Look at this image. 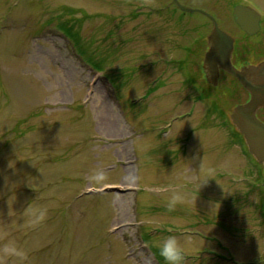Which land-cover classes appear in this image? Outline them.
I'll return each mask as SVG.
<instances>
[{
    "label": "rangeland",
    "instance_id": "rangeland-1",
    "mask_svg": "<svg viewBox=\"0 0 264 264\" xmlns=\"http://www.w3.org/2000/svg\"><path fill=\"white\" fill-rule=\"evenodd\" d=\"M177 2L0 0V264H264L260 164L175 61L264 0Z\"/></svg>",
    "mask_w": 264,
    "mask_h": 264
},
{
    "label": "flooded vegetation",
    "instance_id": "flooded-vegetation-1",
    "mask_svg": "<svg viewBox=\"0 0 264 264\" xmlns=\"http://www.w3.org/2000/svg\"><path fill=\"white\" fill-rule=\"evenodd\" d=\"M170 4L171 3H169L168 9L171 8ZM237 5L250 6L245 2H238L233 6L232 21L236 26V33L221 27L218 22L217 24L221 30L225 31L233 38L230 62L236 69L242 70L252 65L264 63V17L258 11L261 15L260 27L257 32L248 33L236 22V17L233 12ZM207 17V19H209V16ZM207 28L208 31L204 37L198 38L194 40L193 43H189L182 47L184 54L175 61L178 64L183 61L188 64L185 71L186 73L180 72L185 80L183 85L188 88L191 87L197 92V95L194 96L192 106L196 105L198 102H202V104L208 106V109L217 111L220 115H226L228 123H230L234 129V134L236 133L235 135L237 138L240 135L238 136V132L230 120V114L235 106L245 103L250 99V93L237 77L224 69L221 64L222 60L217 57V55L223 54L226 49L225 47L218 46L219 43H221L220 39H209L213 31V21L210 19ZM211 52L214 58L207 57ZM162 72L166 73L165 68L160 74ZM169 72L171 73V71ZM261 112H264V108L259 110L258 115ZM240 137L243 138L242 135ZM250 169H252V167H250ZM250 171L251 170L247 171V173ZM258 171L259 176L257 179L261 180V183H264V171L261 170V166ZM252 174L253 171L249 175ZM245 179L248 181V176Z\"/></svg>",
    "mask_w": 264,
    "mask_h": 264
},
{
    "label": "water",
    "instance_id": "water-1",
    "mask_svg": "<svg viewBox=\"0 0 264 264\" xmlns=\"http://www.w3.org/2000/svg\"><path fill=\"white\" fill-rule=\"evenodd\" d=\"M174 2L185 11L195 10L180 5L177 0ZM233 14L242 29L248 33L258 31L261 17L258 11L250 6L237 5ZM212 20L213 31L209 39H220L221 43L218 46L226 49L223 54L217 55V57L222 60L221 64L224 69L237 77L250 93V99L247 102L238 104L233 108L230 120L237 131L242 134L248 151L264 168V121L257 115L258 111L264 108V63L252 65L242 70L236 69L230 62L233 38L221 30L213 18ZM207 57L214 58L213 53H209Z\"/></svg>",
    "mask_w": 264,
    "mask_h": 264
},
{
    "label": "clouds",
    "instance_id": "clouds-1",
    "mask_svg": "<svg viewBox=\"0 0 264 264\" xmlns=\"http://www.w3.org/2000/svg\"><path fill=\"white\" fill-rule=\"evenodd\" d=\"M102 178L103 174L98 173L96 179ZM2 251L5 256H23V252L14 244L6 245ZM159 254L164 257L169 264H179L181 251L178 240L174 236L168 237L160 246Z\"/></svg>",
    "mask_w": 264,
    "mask_h": 264
}]
</instances>
